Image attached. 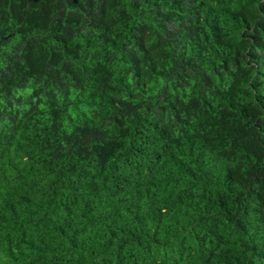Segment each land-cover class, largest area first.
<instances>
[{"label":"trees","instance_id":"trees-1","mask_svg":"<svg viewBox=\"0 0 264 264\" xmlns=\"http://www.w3.org/2000/svg\"><path fill=\"white\" fill-rule=\"evenodd\" d=\"M0 264H264V0H0Z\"/></svg>","mask_w":264,"mask_h":264}]
</instances>
